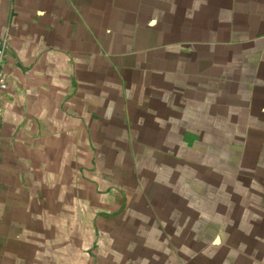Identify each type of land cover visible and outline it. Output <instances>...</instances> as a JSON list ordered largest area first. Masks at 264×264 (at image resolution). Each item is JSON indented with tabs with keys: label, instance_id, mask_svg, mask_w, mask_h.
Instances as JSON below:
<instances>
[{
	"label": "crops",
	"instance_id": "0c3cea01",
	"mask_svg": "<svg viewBox=\"0 0 264 264\" xmlns=\"http://www.w3.org/2000/svg\"><path fill=\"white\" fill-rule=\"evenodd\" d=\"M0 48V264L118 205V149L182 150L236 201L264 180V0H0Z\"/></svg>",
	"mask_w": 264,
	"mask_h": 264
},
{
	"label": "rangeland",
	"instance_id": "374dc122",
	"mask_svg": "<svg viewBox=\"0 0 264 264\" xmlns=\"http://www.w3.org/2000/svg\"><path fill=\"white\" fill-rule=\"evenodd\" d=\"M128 151L115 150L125 163L117 171L107 166L103 174L107 186L101 191L116 193L118 205H94L90 217L69 225L44 223L42 242L16 264H264L263 179H252L255 194L239 193L236 201L210 189L204 160L183 157L184 165L182 150L169 149L170 164L155 154L143 164L145 158ZM196 170L200 180L188 173Z\"/></svg>",
	"mask_w": 264,
	"mask_h": 264
},
{
	"label": "built area",
	"instance_id": "2783aa9c",
	"mask_svg": "<svg viewBox=\"0 0 264 264\" xmlns=\"http://www.w3.org/2000/svg\"><path fill=\"white\" fill-rule=\"evenodd\" d=\"M6 56V50L4 48H0V112L2 111V100L4 94L7 92L9 88L8 77L3 69V62Z\"/></svg>",
	"mask_w": 264,
	"mask_h": 264
},
{
	"label": "water",
	"instance_id": "95a60500",
	"mask_svg": "<svg viewBox=\"0 0 264 264\" xmlns=\"http://www.w3.org/2000/svg\"><path fill=\"white\" fill-rule=\"evenodd\" d=\"M219 241H220V238L218 237V238L215 240V242H216V243H219Z\"/></svg>",
	"mask_w": 264,
	"mask_h": 264
}]
</instances>
